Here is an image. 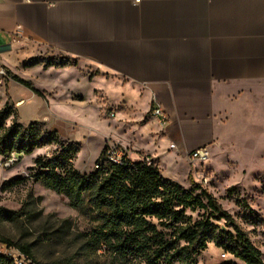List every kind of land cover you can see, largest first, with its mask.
<instances>
[{
  "label": "crops",
  "instance_id": "0c3cea01",
  "mask_svg": "<svg viewBox=\"0 0 264 264\" xmlns=\"http://www.w3.org/2000/svg\"><path fill=\"white\" fill-rule=\"evenodd\" d=\"M34 46L96 73H59L76 84L119 87L107 99L132 116L138 150L159 167L186 160V186L198 170L188 153L213 145L240 88L264 82V0H0V68ZM155 105L170 117L165 127L150 114Z\"/></svg>",
  "mask_w": 264,
  "mask_h": 264
},
{
  "label": "rangeland",
  "instance_id": "374dc122",
  "mask_svg": "<svg viewBox=\"0 0 264 264\" xmlns=\"http://www.w3.org/2000/svg\"><path fill=\"white\" fill-rule=\"evenodd\" d=\"M17 54L8 67L3 66L8 77L0 84V109L10 99L17 107L18 121L25 126L39 122L48 130L58 129L64 140L80 144L72 163L76 171H95L97 159L109 147L122 148L132 160L148 155L135 145L132 116L108 102L107 97L119 94V87L108 84L105 91H95L98 87L87 78L76 84L68 73L78 71L86 77L91 74L90 78L96 73L50 48L34 46ZM64 70L68 73L59 74ZM12 75L31 80L38 89H47V98H56L50 99L54 106L36 96L19 108L16 101L29 98L32 91L14 81ZM53 111L58 114L57 119ZM7 124H11V119ZM55 148H37L30 155H22L12 166L5 165L0 156V207L16 213L11 219L0 218V242L6 238L31 245L37 264H139L115 257L108 248L96 249L89 239L98 222L72 208L67 196L46 188L36 179L35 159L51 156ZM209 151L207 161H197L198 170L191 173L194 181L207 188L241 223L264 257V82L242 87L234 95L222 113L217 139ZM189 165L184 159L176 163L161 158L160 170L182 184ZM203 176L208 183L202 182ZM16 177H21L22 183L4 187L5 182ZM185 187L189 189L191 185ZM243 200L251 210L244 207ZM223 253L209 243L207 250L195 258V264H246Z\"/></svg>",
  "mask_w": 264,
  "mask_h": 264
},
{
  "label": "trees",
  "instance_id": "16d2710c",
  "mask_svg": "<svg viewBox=\"0 0 264 264\" xmlns=\"http://www.w3.org/2000/svg\"><path fill=\"white\" fill-rule=\"evenodd\" d=\"M12 78L37 96L45 97L44 91L30 81L18 75ZM10 102L8 99L0 109V156L6 159L14 152L20 159L37 148L55 145L51 156L35 159L36 179L67 196L72 208L98 222L89 239L96 249L108 248L115 257L139 264H195V258L213 243L246 264H264L262 252L241 223L192 176L188 178V189L165 178L153 159L148 164L126 155L121 163L113 164L104 158L106 149L97 159L99 168L81 174L72 165L81 145L64 140L42 123L25 126L18 121L17 107ZM9 119L11 124H7ZM22 181L16 177L5 182L4 187ZM242 204L251 210L246 201ZM14 215L15 212L0 207V218L11 219ZM2 240L34 261L31 245ZM0 264L13 263L0 255Z\"/></svg>",
  "mask_w": 264,
  "mask_h": 264
},
{
  "label": "built area",
  "instance_id": "2783aa9c",
  "mask_svg": "<svg viewBox=\"0 0 264 264\" xmlns=\"http://www.w3.org/2000/svg\"><path fill=\"white\" fill-rule=\"evenodd\" d=\"M5 76H6L5 69L0 68V84L3 82ZM150 114L152 117L157 119L159 124L163 127H165L169 122L170 117L160 105L153 106L150 111ZM126 155H127L126 151H124L122 148L109 147L106 149L104 153V158L106 159V161H109L110 163L119 164L122 162L123 158ZM209 156H210V151L207 147H201L188 153V157L192 161H199L200 163L207 161L209 159ZM140 159L145 160L148 164H151L152 162V159L148 156L142 157ZM18 161H19V157L14 152H12L6 159H4V163L7 166H12ZM98 168L99 165L96 164V169ZM202 182H204L205 184L208 183V178L206 176H203ZM0 255L7 257L9 260L12 261L13 264H37L24 252H22L16 247L9 246L4 242H0ZM223 256H226V254L223 253Z\"/></svg>",
  "mask_w": 264,
  "mask_h": 264
},
{
  "label": "bare ground",
  "instance_id": "6f19581e",
  "mask_svg": "<svg viewBox=\"0 0 264 264\" xmlns=\"http://www.w3.org/2000/svg\"><path fill=\"white\" fill-rule=\"evenodd\" d=\"M20 105L22 104V102L19 103Z\"/></svg>",
  "mask_w": 264,
  "mask_h": 264
}]
</instances>
